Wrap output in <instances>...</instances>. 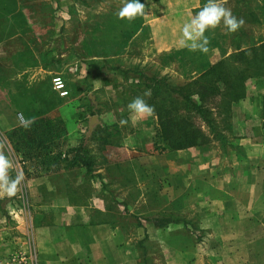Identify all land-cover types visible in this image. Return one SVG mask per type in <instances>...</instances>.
I'll return each instance as SVG.
<instances>
[{
	"label": "rangeland",
	"instance_id": "374dc122",
	"mask_svg": "<svg viewBox=\"0 0 264 264\" xmlns=\"http://www.w3.org/2000/svg\"><path fill=\"white\" fill-rule=\"evenodd\" d=\"M258 1L246 0L240 13V0H225L222 4L234 15H241L245 24L235 33H229L223 26L206 32L208 49L215 44L223 51L202 53L190 51L181 43L183 25L204 6L199 5L198 0H140L146 6L147 15L132 21L117 16L125 0H0V151L12 162L9 177L23 176L16 196L8 197L0 190V199L3 200L0 208L5 211V214L0 211V264H45L40 259L39 250L46 252L49 249L45 236L41 238L39 234L35 238L32 217L37 212L33 211L32 203L37 201L31 196L33 190L5 138L4 130L14 123L21 124L22 120L55 116L64 106L74 110L79 119L89 118L93 115V108L88 95H94L96 112L106 121L113 118L111 113L116 120L125 119L129 113L127 105L143 96L145 89L136 81L126 80L111 71V68L140 67L151 75L168 79L175 86L185 85L220 55L230 53V48H251L264 40V6L261 0L260 3ZM57 75L66 82L67 97L61 98L52 89L51 80ZM251 81H248V87L256 99L244 109L248 111V107L255 106L256 112L245 116L240 108L233 111V132L227 134L233 144L239 139L264 144L261 117L264 77L257 76ZM164 98V94L155 95L153 91L150 97H144L154 109L163 104ZM220 120L217 116V121ZM190 153L200 154L211 162L218 161L209 168H216L227 159L218 148H192ZM192 159L193 164L184 167L179 163L169 166L165 160L158 161L157 166L149 161L141 162L137 166L139 173L156 171L159 179L157 183H150L151 194L147 176L139 181L141 192L146 193L145 201L140 211L128 215L139 217L142 222L152 217H168L197 225L206 216L208 204L197 200V195L193 194L195 190L199 192L197 183L205 178L201 164L195 165L197 160ZM171 172L174 181L166 178L165 174L172 175ZM186 172L196 177L189 180L188 189L183 185L187 181L183 178ZM66 182L69 185L70 178ZM73 182L74 187L76 181ZM89 182L86 180L77 186L87 187ZM125 182L126 190L133 189L128 181ZM109 186L121 189V181L116 180ZM155 189L162 195L158 196V201L153 198ZM133 191H127L128 195L124 197L130 204L134 203ZM118 196L121 198V194ZM151 208L157 210L151 211ZM115 213L121 221V210L116 209ZM194 229L196 227L174 228L169 232L173 236L170 243L165 241V231L143 229L142 244L138 249L139 264H199L198 257L203 260L211 244L207 238L204 243L201 232L197 228L195 233ZM148 234H151L152 241ZM153 235H157V242ZM190 249L196 251L188 257Z\"/></svg>",
	"mask_w": 264,
	"mask_h": 264
},
{
	"label": "crops",
	"instance_id": "0c3cea01",
	"mask_svg": "<svg viewBox=\"0 0 264 264\" xmlns=\"http://www.w3.org/2000/svg\"><path fill=\"white\" fill-rule=\"evenodd\" d=\"M220 2L224 3L225 0ZM258 2L260 3V0ZM205 3L204 0H198L199 5ZM261 3H264V0H261ZM240 5L242 6V0ZM237 17L240 18L241 15L238 14ZM246 49L248 48L244 46L230 48V53L220 55V58L210 65H216ZM168 50L167 48L166 51ZM208 51L221 52L223 49L214 44ZM262 98L264 95L261 100ZM255 99L247 81L245 96L232 108V116L237 108H240L241 114L245 116L255 114V106L248 107V111L244 109ZM88 100L90 101L89 95ZM90 106L93 108L91 102ZM96 114L98 115L97 112ZM110 116L114 118L113 113ZM47 117L60 118L63 121L67 135L61 140V149L71 157L72 151L84 142L87 122L91 116L79 119L74 110L64 106L60 114ZM98 118L100 124L88 142H84L92 156L90 158L93 168L90 173L83 168H76L27 179L33 190L31 196L37 201L32 203L33 211L37 212L32 217L34 235L36 239L39 234L41 238L45 236L49 247L46 252L39 250L40 259L44 260L45 264H139L141 258L138 249L142 244L143 229L145 231L147 228H158L161 232L165 231V241L170 243L173 236L169 232L178 227L198 228L203 242L205 243L207 238L211 244L203 260L201 256L198 257L199 264L203 261L207 262L206 264H264V144L239 139L234 143V150L230 147L221 150L222 155L227 158L226 162L211 169L209 165L215 166L218 161L211 162L200 154L190 153L192 148L169 150L166 142L156 136L158 120L155 113L151 117H136L128 113L125 118L128 123L123 126L121 120L115 118L109 121L99 115ZM25 122L22 120L21 124ZM21 124L14 123L5 129L4 133ZM203 148H218L220 154L219 149H222L220 144L214 141L197 149ZM192 158L197 160L195 165L201 164L205 178L197 183L199 192L195 190L193 194L197 195V200L208 204L206 216L200 219L197 225L184 220L164 223L162 218L153 217L144 223L141 218L133 216L135 211H140L145 201L146 193L141 192L139 181L146 179V176L149 184L157 183L159 179L156 171H150L149 174L139 173L137 166L141 162L149 161L151 165L157 166L158 161L165 160L169 166L179 163L184 167L193 164ZM188 170L190 171L189 167ZM171 173L172 175L164 173L170 181L174 176L173 172ZM68 178L69 185L66 182ZM183 178L187 180L183 185L188 189L189 180H195L196 177L193 173L186 172L183 173ZM73 179L76 181L74 187ZM86 180L90 181L87 187L77 186ZM116 180L121 181V189L109 186ZM125 181H128L133 189L126 190ZM149 189L151 194V184ZM132 190L135 196L134 203L130 204L124 197L128 195L127 191ZM120 194L121 198L118 196ZM154 194L155 200L162 196L158 194V189L154 190ZM116 209L121 210V221L117 218ZM154 209L157 210H150ZM129 213L133 215L130 216ZM196 229L193 230L195 233ZM156 233L159 235L158 230ZM148 235L152 241L151 234ZM154 238L157 242V235ZM161 240L162 237L159 243ZM194 251L196 250L190 249L188 257Z\"/></svg>",
	"mask_w": 264,
	"mask_h": 264
},
{
	"label": "trees",
	"instance_id": "16d2710c",
	"mask_svg": "<svg viewBox=\"0 0 264 264\" xmlns=\"http://www.w3.org/2000/svg\"><path fill=\"white\" fill-rule=\"evenodd\" d=\"M245 5L242 0L240 13ZM251 17L254 21L255 18ZM110 70L126 80L136 81L145 90L151 89L155 95H165L163 104L156 107L154 113L158 120L156 136L166 142L169 150L199 148L212 141L220 144L223 150L226 147L233 149L234 144L227 135L233 132L232 108L243 100L247 81L261 75L264 77V42L216 65L209 64L193 81L182 86H175L168 79L151 75L140 67H113ZM261 117L264 126V98ZM28 121L31 124L27 127L23 123L4 133L26 179L76 168H83L87 173L92 171L91 151L83 141L72 151L71 157L63 153L61 140L67 131L60 118L45 116ZM2 202L0 199V204ZM0 211L5 214L4 209L0 208ZM161 221L176 222L164 218Z\"/></svg>",
	"mask_w": 264,
	"mask_h": 264
},
{
	"label": "clouds",
	"instance_id": "9594fccd",
	"mask_svg": "<svg viewBox=\"0 0 264 264\" xmlns=\"http://www.w3.org/2000/svg\"><path fill=\"white\" fill-rule=\"evenodd\" d=\"M146 6L140 0H125L123 6L119 9L118 18L132 21L137 17L146 14ZM245 24L243 18H238L233 14L230 8L225 7L220 0H207L204 6L195 14V16L183 25L181 43L188 47L190 51L199 50L202 53L208 51L209 40L205 35L209 30L223 26L229 33H235ZM151 96V89L145 90L143 96L132 100L127 108L129 113L136 117H151L154 114V107L146 102L144 97ZM121 125L128 123V120L122 119ZM31 124V121L25 122V127ZM12 162L0 151V190L8 197L16 196L19 191V185L23 180L21 174L15 178L9 177V169Z\"/></svg>",
	"mask_w": 264,
	"mask_h": 264
},
{
	"label": "water",
	"instance_id": "95a60500",
	"mask_svg": "<svg viewBox=\"0 0 264 264\" xmlns=\"http://www.w3.org/2000/svg\"><path fill=\"white\" fill-rule=\"evenodd\" d=\"M89 99H90L91 105L93 106V115L88 119V122H87V131L85 132V136H84L85 143L88 142L93 132L95 131L97 126L100 124L98 115L96 114V108H97L96 101L94 97L91 95H89Z\"/></svg>",
	"mask_w": 264,
	"mask_h": 264
},
{
	"label": "built area",
	"instance_id": "2783aa9c",
	"mask_svg": "<svg viewBox=\"0 0 264 264\" xmlns=\"http://www.w3.org/2000/svg\"><path fill=\"white\" fill-rule=\"evenodd\" d=\"M52 89L61 97L68 96V89L65 80L61 76H55L51 80Z\"/></svg>",
	"mask_w": 264,
	"mask_h": 264
}]
</instances>
